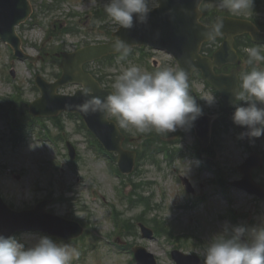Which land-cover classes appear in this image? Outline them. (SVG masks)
I'll list each match as a JSON object with an SVG mask.
<instances>
[{
	"label": "rangeland",
	"instance_id": "obj_1",
	"mask_svg": "<svg viewBox=\"0 0 264 264\" xmlns=\"http://www.w3.org/2000/svg\"><path fill=\"white\" fill-rule=\"evenodd\" d=\"M34 2L37 20L46 25H51L55 20L71 22L69 19L70 10L71 12H87L100 4L104 6L106 0H65L57 11L46 15L41 12L42 0H34ZM208 6L218 7L219 11L222 12L233 13L220 7L214 1L207 4L206 7ZM237 14H243V12ZM262 16L264 18V13ZM107 24L112 28L116 26L110 20ZM100 25L95 24L93 26L91 24L92 29H86V31H91L89 34L66 35L58 40L51 39L44 43H42L44 33L35 24L21 28L20 33L25 38V49L27 47L29 52L37 54L39 51L32 48L31 43L42 44L44 48L54 49L62 46V48L71 49L76 44L88 40L89 37L93 38L94 32L100 30ZM148 54L150 55L148 61L147 59L142 60L135 53L133 56H129L126 61L116 59L114 65H109L107 62L94 63L89 68L106 72V85L109 86L124 67L132 64L141 67L143 70L155 71V68L151 66V57L160 61V69L170 68L176 70V64L172 61L170 55L162 52H150V50ZM9 62V59L4 55L3 45H0V97L12 96L14 93V91H9L2 74V68H5ZM14 65L18 75V86H21L24 91V99L30 101L37 96V92L33 90L32 74L27 70L28 65L26 63L16 61ZM53 65L58 68V65L52 63L49 59L43 63H36L33 70L34 72L39 70L49 78ZM7 71L8 69H6ZM49 79H52V77ZM191 86L200 96L197 100L202 112L211 114L220 109L216 100L214 103L209 104L203 99V97L212 96V93L202 79L196 76L192 80ZM9 87L11 90L10 85ZM63 91L71 93L73 88H66ZM63 121L66 127L65 136L76 144L79 156L76 173L66 166L67 157L63 143L58 142L60 146L57 152L49 143L37 141L35 134L39 132V129L35 126L33 132L19 147L15 148L8 143L7 137L0 142V164L6 167L4 170L0 168V189L3 193L17 205H22L31 204L51 190L55 191L54 196L58 197L61 191L66 190L68 186L73 188L74 196L77 198V200H74V204L82 201V205H85L84 209L78 210L76 215L87 224L86 230L89 232L83 240L77 242H57L67 243L79 252V257L73 261V264H133L130 254H115L110 246L105 243V237L112 240L119 237L124 241L145 245L159 257L160 264H174L170 256L174 244L165 238L145 240L141 237L140 232L138 236L122 237L117 235L109 206L110 204H120L119 197H117V187L120 181L112 177L108 171L109 167L106 165V161L96 156L95 150L89 146L88 136L79 130L80 123L77 120H71L69 117H64ZM45 125L50 128L53 134H59L58 127L52 121H45ZM6 130H8L7 121L0 119V136L6 134ZM179 130L184 132V136L178 148L185 155L176 158L172 163L163 155L158 157V163L142 162L139 174L134 179L144 178L153 183L148 190L154 193L155 201L160 205V208L153 212L154 215L158 214L164 218L176 234L188 232L201 238L202 242H199V239L197 240L191 235L187 238V243L181 248L185 252L198 253L205 243L222 231L225 222L233 225V221L228 217H222L229 206L225 200L220 198L213 185L214 174L201 172L194 161L186 156L187 149L197 143L191 127L178 128L177 131ZM127 131L130 137L133 138L128 147H139L141 133L136 132L134 128L127 129ZM248 144L256 150H264V135L258 138H249ZM213 152V155L210 153H204V155L212 159L213 162L220 164L227 184L230 180L239 179L240 174L237 172V166L246 157V153L234 128L231 127L227 133L218 138V143L214 144ZM53 164H57L56 169L52 167ZM7 169L21 175L22 180L18 181L13 178L12 174L5 173ZM181 175H187L191 178L196 189L195 197L184 191L180 182ZM257 181L264 183V172L258 175ZM51 182L53 183L52 187H50ZM37 184L39 185L37 186ZM228 195L232 200V208L236 211L239 223L248 227L264 224L263 201L231 187H229ZM202 197H206V199L199 202V198ZM54 208L59 213L66 214L70 211V208L62 202L54 204ZM39 236L42 235L28 232L17 239L23 242H32ZM82 248H85V253L81 251Z\"/></svg>",
	"mask_w": 264,
	"mask_h": 264
},
{
	"label": "clouds",
	"instance_id": "obj_2",
	"mask_svg": "<svg viewBox=\"0 0 264 264\" xmlns=\"http://www.w3.org/2000/svg\"><path fill=\"white\" fill-rule=\"evenodd\" d=\"M157 0H106L104 12L119 27L131 29L134 24H146ZM252 0H219V6L233 13L251 8ZM187 12V10L182 9ZM174 19L172 9L168 10ZM223 27L220 19L212 30L204 31L207 39H213ZM159 33L154 34L158 38ZM112 48L119 53L118 60L126 59L131 45L117 37ZM247 63L253 65L242 76L240 89L234 92L244 103L233 105L232 121L246 129L240 138H258L264 135V54L256 47L244 50ZM188 67L192 61L186 59ZM111 91L103 98L94 89H81L83 102L76 108L85 115L99 114L102 118L115 117L120 129L134 128L138 133L155 132L166 135L178 128L191 127L202 115V108L189 92L187 70L162 68L143 70L137 65L124 67L115 76ZM209 104L215 97H203ZM202 264H264V224L248 227L225 222L222 231L198 251ZM79 252L67 243H57L52 237L42 235L32 242H23L15 236L0 234V264H73Z\"/></svg>",
	"mask_w": 264,
	"mask_h": 264
},
{
	"label": "water",
	"instance_id": "obj_3",
	"mask_svg": "<svg viewBox=\"0 0 264 264\" xmlns=\"http://www.w3.org/2000/svg\"><path fill=\"white\" fill-rule=\"evenodd\" d=\"M18 10H19V8L15 9L13 11H10L9 12L11 14L10 17L0 18V22L4 21L9 26V28L13 30L14 25L19 23L20 20L23 19V16L20 19L21 16L17 13ZM172 23H173L172 19L168 18V21L166 23V27L168 29H170L172 27ZM233 24H234L235 27H237L234 33L243 31V30L239 29L240 27L241 28L244 27V29H246L245 25L240 24L238 22H233ZM248 27L253 32H256L251 26H248ZM144 39L146 41L153 40V41H155V43H158L159 45L163 44V46L168 47V48L177 47L179 45V37L178 36L166 37V33L165 32H163L161 34V37H158V38H149L146 35H144ZM132 40H134V39H132ZM140 40L141 39H136V41H140ZM173 49H175V48H173ZM176 50H178V49H176ZM176 50H174V51H176ZM112 51H114V50L112 48V43H111V44H109V46L108 45H103V46H100V47L86 48L84 50L79 51L78 53L67 55L66 59H65V63H64L65 67H67V68H65L66 75L67 76L69 75V66L70 65L73 66V67H74V65H76L77 69L80 70V65H81L82 62H84L86 60H89V59L96 58V57H100L103 54H105L107 52H112ZM174 53L178 56L180 62L182 63V66L184 64H186L185 61L183 63L184 58H183L182 54H180V52H174ZM205 74L210 79H212V77H214L212 71H210V70L206 71Z\"/></svg>",
	"mask_w": 264,
	"mask_h": 264
},
{
	"label": "bare ground",
	"instance_id": "obj_4",
	"mask_svg": "<svg viewBox=\"0 0 264 264\" xmlns=\"http://www.w3.org/2000/svg\"><path fill=\"white\" fill-rule=\"evenodd\" d=\"M194 41H195V40H193V41L191 42L192 45H193Z\"/></svg>",
	"mask_w": 264,
	"mask_h": 264
}]
</instances>
